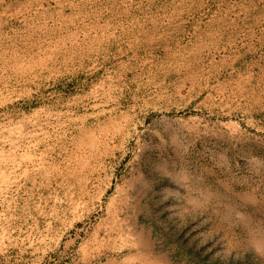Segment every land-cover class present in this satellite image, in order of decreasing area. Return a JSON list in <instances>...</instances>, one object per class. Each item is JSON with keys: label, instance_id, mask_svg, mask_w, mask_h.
Wrapping results in <instances>:
<instances>
[{"label": "rangeland", "instance_id": "rangeland-1", "mask_svg": "<svg viewBox=\"0 0 264 264\" xmlns=\"http://www.w3.org/2000/svg\"><path fill=\"white\" fill-rule=\"evenodd\" d=\"M0 264H264V0H0Z\"/></svg>", "mask_w": 264, "mask_h": 264}]
</instances>
